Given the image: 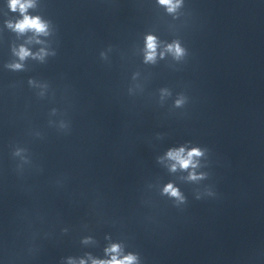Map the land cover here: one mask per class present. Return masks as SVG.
<instances>
[{"label": "clouds", "instance_id": "obj_1", "mask_svg": "<svg viewBox=\"0 0 264 264\" xmlns=\"http://www.w3.org/2000/svg\"><path fill=\"white\" fill-rule=\"evenodd\" d=\"M158 3L165 7L169 14H177L178 11L184 7V0H158ZM8 7L12 12H18L20 18L12 21H6V26L8 29L15 32L17 35H24L28 32L33 33V36L29 39L28 43L35 40L36 43H43V41L36 39L39 36H49L50 33V22L42 19L39 15H30L28 10L30 8L36 7V0H8ZM158 39L152 34H148L145 37V63H155L157 57ZM165 51L170 53L174 59L180 60L186 56L187 52L184 47L181 46L179 40H174L172 43L166 45ZM13 55L17 57V60L6 64L5 67L11 71H23L25 70L24 62L32 58L38 60L41 63L45 62V58L48 56H56L55 51H48L46 48H41L38 52L33 53L25 45H20L19 47H14L12 49ZM101 57H105V53L101 52ZM160 57L163 58L165 52L159 53ZM30 86H38L36 81L29 79ZM42 88H47V84L39 85ZM167 92V90H162ZM40 95H43L41 93ZM185 103V98L181 97L175 101L176 107H181ZM56 109H52V114L56 113ZM60 128L67 130L69 125L67 123L61 122ZM39 135V134H38ZM209 150L207 148H202L199 146L187 147L186 145L180 147L169 148L165 154V157L159 158L161 160L167 159L171 163L169 164V171L176 172L177 170L186 171L188 175L185 179L189 182L198 183L199 181L208 178L209 173L198 172L197 169L202 165L200 164L201 158L206 157V153ZM11 155L13 157H19L21 164L18 168H22L24 164L31 163L30 157L28 155V149L23 147H15ZM162 195H166L169 198L175 200L177 204L186 203L187 198L181 192V190L175 186L174 183L169 182L164 185L162 189ZM206 195L214 196L215 193L211 190H207ZM196 199H201L200 195L196 196ZM67 232V229H63ZM92 242L91 237H86L83 239L82 243L88 244ZM107 259H97L93 258L88 254L87 259H73L72 257L67 258L66 264H142L141 257L139 253L133 251H125L124 246L121 243H111L104 249Z\"/></svg>", "mask_w": 264, "mask_h": 264}]
</instances>
